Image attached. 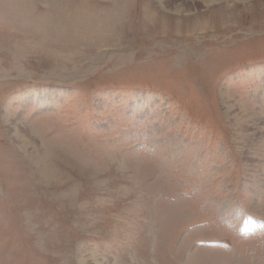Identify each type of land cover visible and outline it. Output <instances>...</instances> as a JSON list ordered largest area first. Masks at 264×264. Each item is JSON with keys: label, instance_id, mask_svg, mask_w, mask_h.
<instances>
[{"label": "rangeland", "instance_id": "rangeland-1", "mask_svg": "<svg viewBox=\"0 0 264 264\" xmlns=\"http://www.w3.org/2000/svg\"><path fill=\"white\" fill-rule=\"evenodd\" d=\"M0 264H264V0H0Z\"/></svg>", "mask_w": 264, "mask_h": 264}, {"label": "bare ground", "instance_id": "bare-ground-1", "mask_svg": "<svg viewBox=\"0 0 264 264\" xmlns=\"http://www.w3.org/2000/svg\"><path fill=\"white\" fill-rule=\"evenodd\" d=\"M71 2V1H70Z\"/></svg>", "mask_w": 264, "mask_h": 264}]
</instances>
